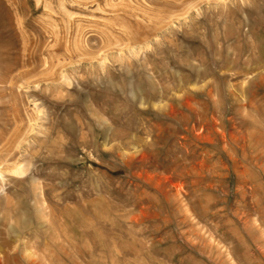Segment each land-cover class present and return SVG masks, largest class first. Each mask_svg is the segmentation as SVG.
Here are the masks:
<instances>
[{"label": "rangeland", "instance_id": "obj_1", "mask_svg": "<svg viewBox=\"0 0 264 264\" xmlns=\"http://www.w3.org/2000/svg\"><path fill=\"white\" fill-rule=\"evenodd\" d=\"M0 264H264V0H0Z\"/></svg>", "mask_w": 264, "mask_h": 264}]
</instances>
